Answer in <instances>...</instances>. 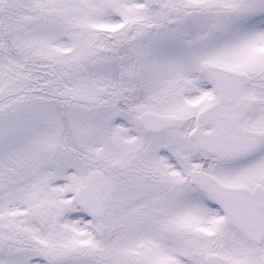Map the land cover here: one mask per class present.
<instances>
[{
	"label": "snow or ice",
	"instance_id": "snow-or-ice-1",
	"mask_svg": "<svg viewBox=\"0 0 264 264\" xmlns=\"http://www.w3.org/2000/svg\"><path fill=\"white\" fill-rule=\"evenodd\" d=\"M0 264H264V0H0Z\"/></svg>",
	"mask_w": 264,
	"mask_h": 264
}]
</instances>
